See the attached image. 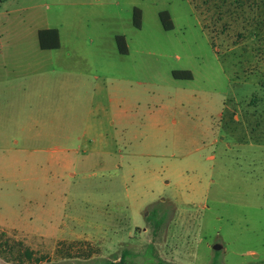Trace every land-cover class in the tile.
<instances>
[{
    "label": "rangeland",
    "instance_id": "374dc122",
    "mask_svg": "<svg viewBox=\"0 0 264 264\" xmlns=\"http://www.w3.org/2000/svg\"><path fill=\"white\" fill-rule=\"evenodd\" d=\"M120 259L264 264V0H0V264Z\"/></svg>",
    "mask_w": 264,
    "mask_h": 264
},
{
    "label": "trees",
    "instance_id": "16d2710c",
    "mask_svg": "<svg viewBox=\"0 0 264 264\" xmlns=\"http://www.w3.org/2000/svg\"><path fill=\"white\" fill-rule=\"evenodd\" d=\"M139 18V12L138 10H134V19ZM160 22L162 23L165 30H171L169 26V19L166 13H161L159 15ZM37 40L38 45L41 50H55L59 47V39H58V32L55 29H47V30H40L37 32ZM123 39L121 37H116V45L119 49V52L121 54H124V43ZM173 76L175 78L180 79L181 77H185L186 79L190 78V75L188 73L184 75L176 74L174 73ZM103 264H125L123 259H120L118 262H105Z\"/></svg>",
    "mask_w": 264,
    "mask_h": 264
},
{
    "label": "crops",
    "instance_id": "0c3cea01",
    "mask_svg": "<svg viewBox=\"0 0 264 264\" xmlns=\"http://www.w3.org/2000/svg\"><path fill=\"white\" fill-rule=\"evenodd\" d=\"M48 29H50V28H48ZM44 30H47V29H44ZM56 30V29H55ZM58 32V31H57ZM58 39H59V37H58ZM59 48V47H58ZM56 50V49H55ZM109 103H111V104H114L115 106H116V110H115V118H118V98H109ZM113 119V118H112ZM114 120V119H113ZM45 121L44 120H40L39 121V124H40V126L41 127H45V123H44ZM35 138H37V139H41L40 138V136H36ZM61 139H70V138H68V137H62ZM94 139H107V137L105 136V135H103V134H99V135H97ZM43 152H47V151H44L43 150ZM58 152H61V153H66V152H68L67 150H65V149H59V148H56L55 149V152H52V153H58Z\"/></svg>",
    "mask_w": 264,
    "mask_h": 264
},
{
    "label": "water",
    "instance_id": "95a60500",
    "mask_svg": "<svg viewBox=\"0 0 264 264\" xmlns=\"http://www.w3.org/2000/svg\"><path fill=\"white\" fill-rule=\"evenodd\" d=\"M219 249H220L219 246H215V247H214V250H219Z\"/></svg>",
    "mask_w": 264,
    "mask_h": 264
}]
</instances>
